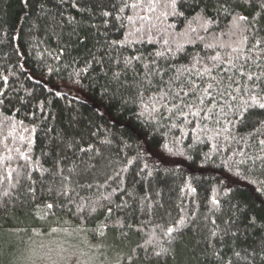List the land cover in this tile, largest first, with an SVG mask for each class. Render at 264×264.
<instances>
[{"label":"trees","instance_id":"16d2710c","mask_svg":"<svg viewBox=\"0 0 264 264\" xmlns=\"http://www.w3.org/2000/svg\"><path fill=\"white\" fill-rule=\"evenodd\" d=\"M136 2L0 0V232L72 227L120 264H264V110L233 127L226 104L246 98L226 76L264 90L260 0Z\"/></svg>","mask_w":264,"mask_h":264},{"label":"rangeland","instance_id":"374dc122","mask_svg":"<svg viewBox=\"0 0 264 264\" xmlns=\"http://www.w3.org/2000/svg\"><path fill=\"white\" fill-rule=\"evenodd\" d=\"M120 253L72 227L0 232V264H120Z\"/></svg>","mask_w":264,"mask_h":264},{"label":"snow or ice","instance_id":"6c2138e0","mask_svg":"<svg viewBox=\"0 0 264 264\" xmlns=\"http://www.w3.org/2000/svg\"><path fill=\"white\" fill-rule=\"evenodd\" d=\"M249 2H250V0H245V3H249ZM128 6L129 5L127 3H125L120 10L123 11V9L128 7ZM131 7L134 9L140 8L141 11H146L148 13H154L159 8V9H163L162 14L167 16L168 15L167 10L169 8L172 10L173 14L176 13L177 0H137L136 3L131 4ZM219 7L222 8L223 5H220ZM259 7L262 10H264V0H260ZM103 15L108 16L109 13L104 12ZM139 18L143 21L149 20L148 16H140ZM117 19H120V17H117ZM131 19L132 18L129 17V20H131ZM198 19L201 21L202 24L209 23V21L204 19V17H199ZM247 20H248V17H246V16H243V15L235 16V17H233V27H239L241 22H247ZM193 31H195V30L193 29ZM260 43H261L260 41H256V43L253 45V47L259 49ZM232 51L235 52V51H237V49L233 48ZM213 60L220 61L221 57L219 55H217V56L213 57ZM247 61H248V57H245V62L247 63ZM225 63L227 66L223 67V72L226 74L229 71V68L234 66L235 61L231 57V55H229ZM257 66H259L258 61H257ZM214 67L216 69H220L222 67V65L217 64ZM205 71L210 73L213 71V68H206ZM239 76L240 77L246 76V79L248 81H252L253 79H255L257 81L260 80L259 76L254 77L251 72H248L246 74V72L243 69H241L239 71ZM226 78L229 80L230 83L236 85L234 90L237 94L243 93L244 96H246V98H242L238 104L236 103V97L235 96H232L231 101H226V104H227L229 110L232 112L233 116L237 117L236 120H229L228 121L229 123H231L233 125V127H235L238 122H241L244 120L245 113H247L249 110H252V109L264 110V90L257 91L256 88L249 87L247 84H244L243 86H241L239 81H236L233 79V76H226ZM193 87H196V86L193 85ZM210 87H211V85H209V88ZM205 91L207 92V89ZM221 95L223 96L224 93H221ZM229 95H231V93H229ZM177 96H180V93H177ZM187 96H189V92H183V96L180 97L182 103H183L184 97H187ZM210 99H211V97H210ZM199 103L202 105L204 103L203 99H200ZM185 106L190 107V105H185ZM202 110L203 109H198L197 111H193V112H191V115L197 116V115H199V112ZM221 111H223V109H221ZM261 123L264 124V120H262ZM225 130L227 131L228 129H225ZM257 131H259V129H257ZM260 144L264 145V139L260 140ZM5 195H7V192L5 193ZM47 208H49V209L53 208V204H51V203L47 204ZM93 211H95V209H93ZM184 223H185V221L183 219H181L180 221H178L177 225L162 228L164 235L169 238L168 239L169 244H171L172 240L174 239L173 233L179 231V226H183ZM213 223H215V221H213ZM166 251H167V249L161 248V251L157 252L156 255L159 256Z\"/></svg>","mask_w":264,"mask_h":264}]
</instances>
